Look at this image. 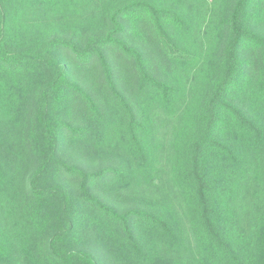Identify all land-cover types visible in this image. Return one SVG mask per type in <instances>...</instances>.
Returning a JSON list of instances; mask_svg holds the SVG:
<instances>
[{
    "label": "trees",
    "instance_id": "1",
    "mask_svg": "<svg viewBox=\"0 0 264 264\" xmlns=\"http://www.w3.org/2000/svg\"><path fill=\"white\" fill-rule=\"evenodd\" d=\"M206 2L0 0V264H264V0Z\"/></svg>",
    "mask_w": 264,
    "mask_h": 264
},
{
    "label": "rangeland",
    "instance_id": "2",
    "mask_svg": "<svg viewBox=\"0 0 264 264\" xmlns=\"http://www.w3.org/2000/svg\"><path fill=\"white\" fill-rule=\"evenodd\" d=\"M206 3H207V6H205V8L202 9V11L204 13L205 19L207 20V18L211 14L210 12L213 11V9H214V4L212 3V0H207ZM169 126H171V125H169ZM261 188H264V187L262 186ZM261 188H259V190H258L259 196L263 195V190ZM236 202H237V200H236ZM237 204L239 206V210L244 212V217L247 220L248 219V213L246 212V210H252V207L248 204V199H246L245 201H241V203H237ZM13 264H15V263H13Z\"/></svg>",
    "mask_w": 264,
    "mask_h": 264
}]
</instances>
